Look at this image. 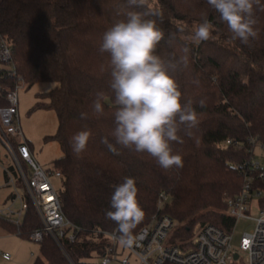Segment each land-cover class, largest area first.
<instances>
[{"label":"trees","instance_id":"1","mask_svg":"<svg viewBox=\"0 0 264 264\" xmlns=\"http://www.w3.org/2000/svg\"><path fill=\"white\" fill-rule=\"evenodd\" d=\"M128 11L157 13L148 18L155 19L166 34L158 54L179 58L185 47L189 49L188 66L175 72L169 69L180 84L182 103L190 100L199 120L193 136L181 131L182 143L172 144L174 153L183 158L182 168L162 169L146 153L115 145L111 136L116 105L109 58L99 52V45L104 32L125 19ZM205 14L214 26V38L193 44V28ZM254 17L259 36L244 45L230 40L227 25L207 0H147L146 9L131 8L127 0H0V35L13 46V61L25 87L57 83L40 94L48 102H39L38 107L57 112L58 132L50 138L60 144L64 156L52 168L62 175L63 211L80 227L76 241L65 237L62 247L46 236L40 243L41 256L33 264H84L95 253L103 256L111 246L107 233L117 229L105 212L111 210L114 186L124 177L136 179L137 199L145 213L134 230L136 235L159 213L161 193L169 195L161 213L177 223L174 240L191 239L206 223L232 230L235 220L227 214L226 200L241 192L248 169L245 164L256 159L258 145L264 146V11L255 8ZM169 34L176 37L171 44ZM14 83L0 80V84ZM98 92L104 93L105 109L99 117L92 111ZM7 105L0 97V107ZM82 130L91 136L77 156L72 137ZM103 138L118 154L109 151ZM228 140L231 144H226ZM253 184L263 193L257 202L264 209V182L255 177ZM0 226L18 234L17 226L9 221L0 220ZM40 227L31 210L19 235L29 239L30 232Z\"/></svg>","mask_w":264,"mask_h":264},{"label":"clouds","instance_id":"2","mask_svg":"<svg viewBox=\"0 0 264 264\" xmlns=\"http://www.w3.org/2000/svg\"><path fill=\"white\" fill-rule=\"evenodd\" d=\"M131 8H147V0H127ZM209 7L219 15V20L227 25L230 40H239L249 45L259 36L255 25L254 9L264 11L261 0H207ZM147 13L128 11L125 19L116 21L108 28L99 45V52L106 53L110 66V88L114 93L116 109L113 113L115 127L111 136L115 145L134 153H146L162 169L182 168L183 158L174 153L173 142H181V131L193 136V129L199 120L192 102L182 103V92L176 77L171 74L188 66L187 53L177 58H166L157 52L158 45L165 40V31L157 21L148 18ZM214 26L203 15L193 28L190 40L198 45L213 39ZM175 34H169L168 43L175 41ZM199 84V81H194ZM104 93H96L92 111L99 117L105 109L102 103ZM201 105L204 101H200ZM81 113V118H86ZM91 132L82 130L72 137L73 153L79 156L87 147ZM109 151L118 154L117 148L102 139ZM137 181L134 177H124L123 182L114 186L110 199V209L105 218L115 222L116 233L113 242L122 248L139 245L134 233L143 221L145 213L139 204Z\"/></svg>","mask_w":264,"mask_h":264},{"label":"built area","instance_id":"3","mask_svg":"<svg viewBox=\"0 0 264 264\" xmlns=\"http://www.w3.org/2000/svg\"><path fill=\"white\" fill-rule=\"evenodd\" d=\"M2 79H11L15 83L14 86L0 84V97L8 101L7 106L0 107V191L10 190L5 199L6 207L0 209V220L16 225L20 234L26 218L33 210L41 227L30 232L31 241L40 244L46 236H50L61 247V240L65 237L70 242H75L80 227L72 223L63 211L60 200L61 172L40 165L24 137L19 118L18 93L25 84L14 64L11 42L0 35V80ZM226 144H231V140ZM260 148L264 153V146ZM262 158V161L254 159L245 164L248 169L241 192L226 200L227 214L235 220L231 231L206 223L197 228L191 239L174 240L173 232L177 223L170 216L161 213L169 200L167 193H161L159 213L137 233L138 246L122 248L113 242L112 236L116 231L107 233L111 246L103 256L96 253L93 255L92 258L99 262L86 264H131L130 255L120 258L126 249L141 264H264V209L257 202L263 193L254 189L253 184L255 177L264 182V154ZM253 202L257 203L260 210L258 218L249 214ZM241 219L254 220L255 227L244 233L237 250L233 247L234 232ZM236 254H239L238 259L235 258ZM242 254H246L245 261ZM0 257L7 261L12 259L8 252L0 251Z\"/></svg>","mask_w":264,"mask_h":264},{"label":"rangeland","instance_id":"4","mask_svg":"<svg viewBox=\"0 0 264 264\" xmlns=\"http://www.w3.org/2000/svg\"><path fill=\"white\" fill-rule=\"evenodd\" d=\"M57 83L39 82L30 88L24 87L19 90V118L25 139L30 143L35 159L45 168H52L55 160L64 156V152L60 144L50 138L58 132L59 119L54 109L39 108V102H48L42 99L40 94L46 93L54 88ZM263 150L260 146L255 148L256 160H263ZM10 190L2 189L0 191V209L6 207L5 199L9 195ZM249 214L253 218L260 216V210L256 202L252 203ZM255 227L254 220L241 219L236 226L234 232L233 247L238 250L241 237L246 232H250ZM6 231V230H5ZM6 233H9L6 231ZM11 237L0 239V251L11 254L12 259L5 261L0 257V264H33L37 257L41 256L40 244L31 241L28 238L21 237L19 234H12ZM131 256V264H141L140 260L126 249L123 255ZM243 260L246 254L241 255ZM97 263L98 259L90 258L84 263ZM118 264V263H112Z\"/></svg>","mask_w":264,"mask_h":264},{"label":"crops","instance_id":"5","mask_svg":"<svg viewBox=\"0 0 264 264\" xmlns=\"http://www.w3.org/2000/svg\"><path fill=\"white\" fill-rule=\"evenodd\" d=\"M32 149V148H31ZM11 236H13V235H11V234H9V233H6V231H5V229L4 228H2L1 226H0V239H2V238H7V237H11ZM5 260V259H4ZM5 261H7V260H5Z\"/></svg>","mask_w":264,"mask_h":264},{"label":"water","instance_id":"6","mask_svg":"<svg viewBox=\"0 0 264 264\" xmlns=\"http://www.w3.org/2000/svg\"><path fill=\"white\" fill-rule=\"evenodd\" d=\"M235 258L238 259V258H239V254H236V255H235Z\"/></svg>","mask_w":264,"mask_h":264}]
</instances>
